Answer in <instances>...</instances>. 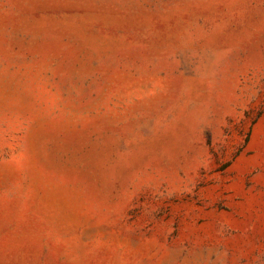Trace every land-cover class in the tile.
Here are the masks:
<instances>
[{
  "label": "rangeland",
  "instance_id": "374dc122",
  "mask_svg": "<svg viewBox=\"0 0 264 264\" xmlns=\"http://www.w3.org/2000/svg\"><path fill=\"white\" fill-rule=\"evenodd\" d=\"M0 264H264V0H0Z\"/></svg>",
  "mask_w": 264,
  "mask_h": 264
}]
</instances>
